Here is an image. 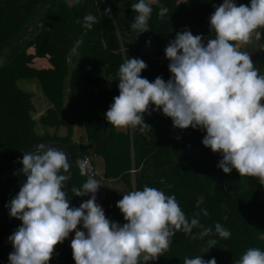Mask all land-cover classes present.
<instances>
[{"label":"trees","instance_id":"16d2710c","mask_svg":"<svg viewBox=\"0 0 264 264\" xmlns=\"http://www.w3.org/2000/svg\"><path fill=\"white\" fill-rule=\"evenodd\" d=\"M41 1L0 0V53ZM138 2L77 0L70 4L67 0H51L37 18L35 32L0 57V175L14 167L0 181V264H9L13 251L9 237L22 225L10 216L7 207L27 179L21 172V153L41 142L69 148V193L74 208L92 195L76 197L72 191L82 189L87 181L77 161L91 156L98 172L94 179L101 186L96 203L110 222L120 226L126 223L116 205L133 191L131 170H135V190L147 186L175 196L189 222L199 214L200 223L213 228V235L203 239L176 232L169 249L148 264H184L186 258L197 256L205 261L215 258L216 264H237L249 248L264 251V185L259 178L240 176L235 169L230 174L219 169L222 156L204 147V130L175 128L162 110H154L155 105H150V114L143 116L152 129L144 133L139 127L131 128L130 137L129 129L118 131L107 122L105 114L119 95V68L125 60H143L147 68L142 78L154 82L162 77L167 82L171 78L170 61L165 55L169 42L184 30L201 35L205 42L215 38L209 21L224 0H158L151 5L150 31L145 33L131 28L138 15L132 5ZM233 2L250 6L251 0ZM161 6L168 9L162 19L158 16ZM107 9H111L110 14ZM88 14L95 16L97 23L85 29L84 17ZM257 30L260 43H264V27ZM252 62L264 75V53L258 52ZM20 80L34 81L50 105L39 121L45 129L41 136L31 117L30 96L17 87ZM80 145L98 148L81 151ZM107 181H112L111 186ZM204 209L208 216L203 215ZM216 223L231 236H217ZM199 231L194 228L192 234ZM74 236L75 232L70 233L55 247L49 264H75L70 247ZM209 239L217 243L207 251Z\"/></svg>","mask_w":264,"mask_h":264},{"label":"clouds","instance_id":"9594fccd","mask_svg":"<svg viewBox=\"0 0 264 264\" xmlns=\"http://www.w3.org/2000/svg\"><path fill=\"white\" fill-rule=\"evenodd\" d=\"M157 2L139 0L132 5L138 14L131 25L133 30L150 31L151 5ZM167 12L161 6L159 18ZM95 23L97 18L88 14L83 27L90 29ZM209 23L213 39L205 42L201 35L184 30L169 42L165 55L171 78L167 82L162 77L149 82L141 77L146 63L126 59L119 68V95L106 112V120L117 129L139 127L144 133L152 129L143 116L150 114V105H155L154 110H162L175 128L204 130L202 143L222 156L217 166L225 174L235 169L240 176L257 177L264 185V75L238 47L264 27V0H251L250 6L224 0ZM20 162L27 179L7 205L10 216L22 221L9 237L13 246L9 264H49L55 247L72 232L75 236L70 247L75 264H141V259L148 264L169 249L171 237L178 231L193 239L213 235L212 227L200 223L199 214L189 222L175 196L147 186L118 201L116 207L126 221L123 226L110 222L96 203L95 194L101 186L94 178H89L82 189H72L76 197L92 195L78 208H70L64 191L68 176L61 174L68 171L69 163L65 152L57 147L37 145L35 151L24 152ZM77 163L81 174L86 175L87 160ZM203 215L208 216L207 209ZM81 222L86 233L78 230ZM194 228L201 231L193 235ZM214 228L220 238L231 236L219 223ZM216 243L209 239L207 251ZM184 264H216V260L197 256L186 258ZM237 264H264V251L249 248Z\"/></svg>","mask_w":264,"mask_h":264},{"label":"crops","instance_id":"0c3cea01","mask_svg":"<svg viewBox=\"0 0 264 264\" xmlns=\"http://www.w3.org/2000/svg\"><path fill=\"white\" fill-rule=\"evenodd\" d=\"M67 1L70 4H73L77 0H74L71 2H70V0H67ZM146 2H147V0H146ZM259 39L260 38H259L258 30H256L252 34L249 42L241 44L238 46L240 51H246L249 54L252 61L258 52L264 53V43H260ZM17 87L30 96L31 103L33 106V112L31 113V117L34 120V122L36 123V133L40 136L43 135L45 132V129H43L41 127L39 121H40V118L43 115H45L47 109L49 108V106H50L49 103L47 102V100L43 96L40 87L34 81L20 80L17 82ZM42 96H43V98H42ZM125 129L126 128H121V130H118V131H125ZM130 130L131 129H129V132H130ZM49 132H52V130H50ZM134 176H135V174L132 177L133 178V191L135 189V187H134L135 186L134 185ZM106 183L108 186H111L112 181H107ZM95 195L97 197H99V194H95Z\"/></svg>","mask_w":264,"mask_h":264},{"label":"water","instance_id":"95a60500","mask_svg":"<svg viewBox=\"0 0 264 264\" xmlns=\"http://www.w3.org/2000/svg\"><path fill=\"white\" fill-rule=\"evenodd\" d=\"M51 0H42L39 5L36 7V9L33 11L31 18L29 19V21L26 23V25L23 27V29L4 47V49L2 50V52L0 53V57L14 44H16L17 42L21 41L22 39H24L28 34H33L37 28L36 25V20L39 17L40 13L43 11L44 7L48 5V3ZM131 129V128H130ZM130 137H131V130H130ZM40 144H46V146L51 145L54 147H57L58 149L62 150L65 152L66 157H67V161L69 163V168L68 171L65 173L63 172V174H65L66 176H68V181L65 184L64 187V191L66 194V200L69 203L70 208H74L73 204H72V199L69 193V177H70V151L69 148L63 144L60 143H55V142H41L38 143L26 150H24L21 154L23 155L24 152H28V151H35V148L37 145ZM98 146H92V145H80L79 146V150L81 151H89L92 149H97ZM14 171V167L10 168L9 170H7L5 173H2L0 175V181L5 179L7 176H9L11 174V172ZM135 190V189H134ZM78 229L80 231H85V229L83 228L82 222L78 225ZM86 233V232H85Z\"/></svg>","mask_w":264,"mask_h":264},{"label":"built area","instance_id":"2783aa9c","mask_svg":"<svg viewBox=\"0 0 264 264\" xmlns=\"http://www.w3.org/2000/svg\"><path fill=\"white\" fill-rule=\"evenodd\" d=\"M82 160H87V162H88L87 168H86V173L87 174L84 175V177L88 180L89 178H94V177L98 176V172L94 168L93 163H92V160H93L92 157L91 156H85L82 159H80L79 161H82ZM77 166H78V164H77ZM78 169L80 170L79 166H78ZM131 174L134 175L135 174V170H131Z\"/></svg>","mask_w":264,"mask_h":264},{"label":"rangeland","instance_id":"374dc122","mask_svg":"<svg viewBox=\"0 0 264 264\" xmlns=\"http://www.w3.org/2000/svg\"><path fill=\"white\" fill-rule=\"evenodd\" d=\"M71 1H74V0H70V2H71ZM42 98H43V96H42ZM127 129H130V128H126L125 131H126ZM117 130H121V129H117ZM132 175H133V174H132ZM262 239L264 240V235L262 236Z\"/></svg>","mask_w":264,"mask_h":264}]
</instances>
